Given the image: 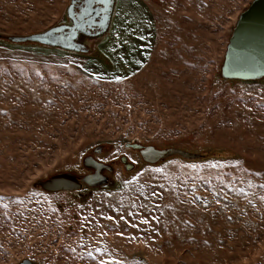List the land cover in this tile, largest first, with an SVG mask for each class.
Returning a JSON list of instances; mask_svg holds the SVG:
<instances>
[{
    "label": "rangeland",
    "instance_id": "obj_1",
    "mask_svg": "<svg viewBox=\"0 0 264 264\" xmlns=\"http://www.w3.org/2000/svg\"><path fill=\"white\" fill-rule=\"evenodd\" d=\"M252 1L118 0L87 53L0 39V264H264V78L220 74ZM70 2L0 0V33L46 32ZM99 146L109 184L34 187Z\"/></svg>",
    "mask_w": 264,
    "mask_h": 264
},
{
    "label": "water",
    "instance_id": "obj_2",
    "mask_svg": "<svg viewBox=\"0 0 264 264\" xmlns=\"http://www.w3.org/2000/svg\"><path fill=\"white\" fill-rule=\"evenodd\" d=\"M73 3L68 7L66 14L71 17ZM115 5L112 0L111 7L107 10L108 15L104 17L101 27L103 31L100 36L105 35L109 30V23ZM233 27L229 43L226 48L224 60L221 65V77L225 80H262L264 78V0H253L243 11ZM66 27V26H65ZM71 29L69 35L59 34L64 30V25L54 26L46 32L34 33L33 35L6 36L0 33V39L7 37L13 43L36 42L44 46H51L68 51H81L82 44L76 43L79 29L73 26H67ZM128 145L134 148H140V154L144 162L155 164L166 160L172 156H181L187 160L199 159L200 153L189 152L187 150L175 147L165 149L157 148L155 145H143L141 143ZM100 148V147H99ZM128 158L123 156L122 162L126 163L127 170H132ZM83 162L88 168L94 169L95 174H89L79 177L73 171L58 172L52 176L39 179L33 185L35 188L53 192H67L81 190L84 184L91 188L109 184V177L103 174L104 168L108 167L104 162L97 159L85 157ZM112 171L113 169H110ZM20 264H33L30 259H26Z\"/></svg>",
    "mask_w": 264,
    "mask_h": 264
},
{
    "label": "flooded vegetation",
    "instance_id": "obj_3",
    "mask_svg": "<svg viewBox=\"0 0 264 264\" xmlns=\"http://www.w3.org/2000/svg\"><path fill=\"white\" fill-rule=\"evenodd\" d=\"M73 1H74V4H73L72 11H71L72 15L70 17L67 14L66 20L62 21V23L59 24V25H64V30L60 32L59 34H64L65 36L69 35V33L71 32V29L67 28V26H73L75 24L76 28L79 29L78 36L76 37L75 42L83 45V47L80 48L81 51H77V52L87 53L90 50L89 48H90L92 40H98L99 38L105 36V35L100 36L101 32L103 31V28L101 27V25L103 23L104 17L108 15L107 10L111 7L112 0H71L70 5L73 3ZM117 4H118V0H115V5L113 7L110 23L108 26L109 30L106 33H109L110 30L112 29L111 26H112V23L115 17V13H116L115 10H116ZM99 147L94 148L93 154H87L86 156L89 158H93V159L95 158L98 161L104 162L106 165H108V167L104 168L105 170L103 174L109 177L110 174L115 170L114 163L113 161L111 162L103 161L98 157V155H96L102 152L103 148L101 146ZM126 147L131 151L132 150L138 151V154L142 158V155L140 154V148H134L133 146H130L128 144L126 145ZM122 158L123 157H121L119 163H121L123 167L126 168V163L122 162ZM127 161L129 163H132L130 162L129 159ZM82 166H83L84 171H82L81 173L75 172V174H77L79 177L84 176V175H89V174H95V170L88 168V166H86L84 162L82 163ZM134 167L135 165L132 163L131 168L134 169ZM109 168L113 170L110 171ZM85 186H88V185L84 184L83 187ZM31 262L33 264H37L33 260H31Z\"/></svg>",
    "mask_w": 264,
    "mask_h": 264
},
{
    "label": "snow or ice",
    "instance_id": "obj_4",
    "mask_svg": "<svg viewBox=\"0 0 264 264\" xmlns=\"http://www.w3.org/2000/svg\"><path fill=\"white\" fill-rule=\"evenodd\" d=\"M143 222H144V223H148L149 221H148L147 219H144ZM101 264H104V262L101 261Z\"/></svg>",
    "mask_w": 264,
    "mask_h": 264
},
{
    "label": "trees",
    "instance_id": "obj_5",
    "mask_svg": "<svg viewBox=\"0 0 264 264\" xmlns=\"http://www.w3.org/2000/svg\"><path fill=\"white\" fill-rule=\"evenodd\" d=\"M209 156H211V155H208V156H206V157H209Z\"/></svg>",
    "mask_w": 264,
    "mask_h": 264
}]
</instances>
